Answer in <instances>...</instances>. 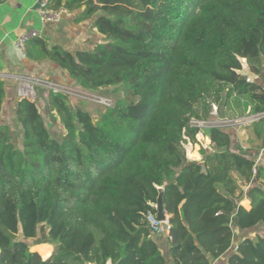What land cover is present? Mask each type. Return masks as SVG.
<instances>
[{"label":"trees","instance_id":"16d2710c","mask_svg":"<svg viewBox=\"0 0 264 264\" xmlns=\"http://www.w3.org/2000/svg\"><path fill=\"white\" fill-rule=\"evenodd\" d=\"M52 7L78 12L76 22L95 18L103 41L71 53L39 36L26 43V57L51 61L73 81L67 85L112 106L95 119L47 91L62 126L55 138L36 101L17 96L14 123L4 119L0 78V264H168L147 220L162 193L173 263L214 264L232 248L234 230L264 224V163L234 149L229 131L192 120L209 117L208 97L221 86L248 100L245 116L264 114V0H52ZM243 61L263 83L241 74ZM246 127L264 150V116ZM200 133L213 146L200 149L202 163L185 150ZM41 225L43 243L55 246L47 259L27 243ZM228 264H264V235L238 243Z\"/></svg>","mask_w":264,"mask_h":264},{"label":"crops","instance_id":"0c3cea01","mask_svg":"<svg viewBox=\"0 0 264 264\" xmlns=\"http://www.w3.org/2000/svg\"><path fill=\"white\" fill-rule=\"evenodd\" d=\"M38 4L39 0H0V74L8 73L14 76L42 77L60 84H72L73 81L68 77L67 73L51 61L36 62L28 59L25 51L17 48V40L25 33L35 30L40 33L41 37L48 40L50 47L59 45L66 51L75 53L79 50L93 51L104 38L93 25L95 18L76 22L78 12L64 16L59 24L42 23L38 16ZM3 80L5 81L7 92L4 113L8 112L11 115L12 108L18 99L17 82L13 79ZM37 93L38 97L35 101L40 110L41 105H43L45 109L49 110L50 116H52V111L48 104L47 91L37 90ZM224 118L227 119V117ZM233 131L229 130L233 136L234 149L247 151V154L254 155L257 162L264 163V150H258L261 141L257 139L252 129L243 127L242 131ZM201 138L209 145L205 149L212 151L213 146L210 139L200 133L197 135V141ZM187 157L192 161L203 162L199 148L193 152L189 151ZM241 205L247 210L251 208L248 199H244ZM169 218L170 216L167 215L168 220ZM255 229L257 227L246 231L234 230L232 248L225 255L214 261V264H228V256L235 252L238 243L247 237L254 238L256 236ZM152 238L160 246L167 263L174 264L169 253V232L153 234ZM221 261L223 262L221 263ZM108 264L111 263L109 262Z\"/></svg>","mask_w":264,"mask_h":264},{"label":"rangeland","instance_id":"374dc122","mask_svg":"<svg viewBox=\"0 0 264 264\" xmlns=\"http://www.w3.org/2000/svg\"><path fill=\"white\" fill-rule=\"evenodd\" d=\"M243 66H244V70L241 72V74H243L250 80L252 78V80L254 81H259L263 83V80L260 77H255V76H252V74H250L246 61H243ZM37 94L38 93H36L34 97H30L28 99H30L31 101H35L38 97ZM85 98H87L86 95L75 90L72 92V95L69 96L68 100H69L70 105H72L73 107L80 106L83 109L89 111L95 119L98 118L101 112L105 110V108L92 104V103L82 102V100ZM88 98H90V94H88ZM246 101L248 102L246 98H242V97L238 98L237 96H235L231 92L230 87L221 86L217 88L216 90H214L211 96L208 97V103L211 107L210 115L205 121H199L201 122L199 124L204 125L202 127L203 130L207 128H220V129H225L226 131L234 130L233 132L242 131V128L248 126V124H233V123L238 121L242 117H246L245 115L248 113L247 109L249 107L244 103ZM226 102H227V105H226ZM214 106L217 107L216 113L213 110ZM223 111L226 112L227 119L225 118L222 119L221 113ZM41 114L43 116V119L45 121L47 128L52 133L53 137L55 138L60 137L62 135L61 124H59L56 121H53V119L51 118L49 114V110L45 109L43 105H41ZM4 119H6L8 123H11V124L14 123L12 119L10 118L8 112L5 113ZM195 121H197V119L192 120V123L194 126L195 124H198ZM228 124H233V125L231 127H226V126H230ZM15 130L17 131V127H15ZM203 147L206 148V147H209V145L206 144L204 140L201 138L198 140L197 145L193 143L186 144L185 150H186V153H188L189 151L193 152L197 148H199V151H200V149ZM255 230H256L255 231L256 236L257 235L263 236L264 235V224L258 225L257 229ZM46 235H47V228L45 227V225H41L38 229L37 237L27 240V243L29 244L30 249L33 252H37L43 259L49 258L55 251L54 245L48 244L45 242L43 243ZM19 238H21V236H19ZM222 262L223 261H221V263Z\"/></svg>","mask_w":264,"mask_h":264},{"label":"built area","instance_id":"2783aa9c","mask_svg":"<svg viewBox=\"0 0 264 264\" xmlns=\"http://www.w3.org/2000/svg\"><path fill=\"white\" fill-rule=\"evenodd\" d=\"M69 12L65 9L56 10L52 7V0H39V8H38V16L42 23L44 24H59L62 22L64 16H68ZM40 33L38 31L32 30L30 32L22 35L16 42L17 48L22 51H25L26 43L32 39L39 37ZM1 79H13L17 82V94L19 98H30L34 97L37 93V90H45V91H54L55 93H62L67 95L68 97L72 95L73 91H79L87 96V98L83 99V101H87L90 103H95L98 106L103 108H108L112 106V100L103 96H99L96 93L88 92L81 90L73 85L60 84L42 77H32L25 75H9L8 73L0 74ZM248 81L250 79L248 78ZM72 88V89H70ZM68 90V91H66ZM88 94H90V98H88ZM90 101H88V100ZM214 112L216 113L217 107L214 106ZM264 114L260 115H252L242 117L238 121L233 124H251L257 120H259ZM224 119V118H222ZM198 124H195L196 127L202 128L204 125L199 124L201 122L195 121ZM233 124H228L231 127ZM193 125V123H192ZM194 126V125H193ZM256 170H254V173ZM147 220L150 225V229L154 234H161L164 232H169L170 224L168 219L165 222L159 221L156 218V214L149 212L147 214Z\"/></svg>","mask_w":264,"mask_h":264},{"label":"water","instance_id":"95a60500","mask_svg":"<svg viewBox=\"0 0 264 264\" xmlns=\"http://www.w3.org/2000/svg\"><path fill=\"white\" fill-rule=\"evenodd\" d=\"M38 7H39V4H38ZM222 117L224 118V114H222ZM163 197H164V194L162 193L160 194L158 198L156 218L159 221L165 222L167 220V215L164 212ZM182 215H184L183 211H182Z\"/></svg>","mask_w":264,"mask_h":264}]
</instances>
